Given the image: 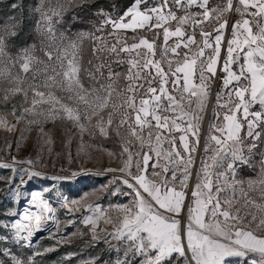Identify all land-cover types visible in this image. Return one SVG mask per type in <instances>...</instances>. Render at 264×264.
Here are the masks:
<instances>
[{
    "label": "snow or ice",
    "instance_id": "6c2138e0",
    "mask_svg": "<svg viewBox=\"0 0 264 264\" xmlns=\"http://www.w3.org/2000/svg\"><path fill=\"white\" fill-rule=\"evenodd\" d=\"M68 2L48 0L45 8L42 0L36 9L47 40L44 58L35 55L34 47L11 55L6 39L15 33L6 30L0 35V60L18 65L16 75L5 77L0 71V78L13 85L3 89L0 102L7 104L21 95L29 105H12L10 112L0 115V127L12 133L21 121L40 126L39 117L46 109L49 115L71 121L81 134L119 138L123 166L118 171L131 190L123 193L130 200L110 206L115 218L99 204H87L90 214L82 218L92 241L99 242L104 235L105 242L107 238L118 242L116 264H240L241 259L243 264H264V202L248 198L235 180V162L247 163L245 147L251 155L256 141L264 142V0H236L235 4L224 0L217 7H210L209 0H133L119 16L103 18L97 31L109 28L112 42L94 37L92 54L102 62L92 66L89 61L87 69L80 55L85 34L57 35L59 20L54 18L62 17ZM232 16L238 18L231 22ZM104 53L108 62L103 61ZM112 62L127 66L122 87L117 84L121 74L113 71ZM82 73L92 82L88 88ZM98 77L105 82L98 83ZM217 81L221 87L215 93L212 122L204 129V114ZM257 104L260 110H253ZM245 125L251 138L248 145L241 135ZM6 147L11 150L12 144ZM16 147L19 150V143ZM229 158L232 162L225 169ZM10 159L0 168L14 172L9 191L15 188L19 203L17 180L23 185L25 176L31 180L44 173L35 168L37 161H18L15 155ZM18 163L30 168L17 169ZM239 198L243 207L255 211L241 215L240 208L233 206ZM61 199L70 212L80 205L77 200ZM260 199L264 201V193ZM55 211L42 192L30 193L22 211L10 212L14 219L0 222V232H8L0 235V242L11 239L31 248L44 221H55L59 232ZM101 220L114 230L98 232ZM57 242L69 238L61 235ZM0 254L9 256L11 264H34L33 257L41 253L23 258L4 248Z\"/></svg>",
    "mask_w": 264,
    "mask_h": 264
},
{
    "label": "rangeland",
    "instance_id": "374dc122",
    "mask_svg": "<svg viewBox=\"0 0 264 264\" xmlns=\"http://www.w3.org/2000/svg\"><path fill=\"white\" fill-rule=\"evenodd\" d=\"M10 1L12 5L15 4L20 7L18 5L20 0ZM88 1L90 0H70V2L67 3V7L73 4L86 5ZM114 1L115 0H112V2ZM41 2L42 0H35L31 4V16L35 24L36 35H38L36 42L37 47L29 45L26 49L34 47L35 55L44 58L42 49L46 47L47 40L43 36L40 13L36 11V9L41 6ZM156 2H158V0H150V3ZM235 2L236 0H233L234 4ZM223 4L224 0H209L210 7L223 6ZM44 7H48V0H44ZM112 8L113 9L110 11L106 9L94 10L92 24L73 35L67 34L64 31L62 17L54 18L59 20V23L55 26L58 30L57 35L63 33L66 37L75 38L81 33L85 34L80 53L83 68H85L83 59L85 56H88V47L93 48L96 43L94 37L101 36L108 40L109 44L112 42V37L109 35V28L97 31L103 18L105 16L117 17L127 9L119 10L117 6ZM236 18L238 17L232 16L231 22H234ZM8 26L9 24H7V27ZM7 27H0V35L4 33ZM253 29L255 31V25H253ZM208 30L211 29L209 28ZM131 35V33H128L129 42H131ZM147 35L151 38L152 34L147 33ZM226 38H230V36ZM158 43H160V41H158ZM22 51L23 50H21V52ZM17 54L18 53H15L13 56ZM159 55L160 53L158 50L157 58H159ZM108 60L107 53H104L103 61L108 62ZM90 61H92V66L102 62L93 57V54ZM89 67L90 65L88 64L85 69ZM111 67L114 72L121 74L117 84L122 87L125 84L124 77L127 74V66L117 65L112 62ZM0 71L5 73V77L8 73L16 75L18 72V65L13 66L7 59L0 60ZM102 71L104 76H107L108 69L104 68ZM81 78L85 88L92 85L88 76L86 80L82 73ZM0 81L9 85V88L13 86L8 83L6 78H0ZM3 82H0V87L3 85L1 84ZM103 82L105 81L98 77V83ZM220 87L221 84L217 81L213 87V98L210 111L208 113V107L204 114V120L202 122V127L204 129H207L212 122V109L215 108V93ZM57 94L66 96V93L62 92H58ZM29 95H31V93ZM15 97L13 98L16 101L10 104L9 112L14 104L18 107L29 106L24 103L21 95H16ZM253 110H260V106L258 104L255 105ZM7 113L8 112L0 111V115H6ZM7 119L12 121L13 117L7 115ZM39 119L42 121L40 126H28L25 122L21 121L17 124L16 131L12 133L0 127V163H11L10 157L12 155H15L18 161H27L31 159L37 161L35 168L41 170L44 173V177H46H36L28 180L27 176H25L26 183L23 185H19L17 180V185L21 193L20 201L17 203L14 198L15 188L9 191V188L12 187L10 183L11 179L15 174L11 168H0V222H8L14 219L10 216V212L12 210L22 211L23 208L27 206L30 193L42 192L44 198L50 201L52 207L56 209L55 216L60 222L59 232L57 231L55 221H44L42 230L33 238L34 242L31 248L20 247L9 239L0 242V250L9 248L15 255L28 257L32 256L37 251L44 253L48 252L45 251V249L51 248L59 252L63 250L64 247L69 246L72 248L61 255V258L66 264H116L117 259L120 258V254L115 250V247L118 246V242L111 238H107V242H105L104 235L101 236L99 242L92 241L91 233L88 227L82 223V218L84 215L89 214L87 212V204H99L103 209L109 210L110 206L127 203L130 200V197L123 195V193L130 192L131 190L122 183L124 174L118 171V169L123 166V158L120 156L121 143L119 138L114 134H110L109 137H116L118 143L117 146L114 145L110 147L109 145H105L106 143L104 144L106 138L100 136L98 132L94 135H89L88 131L81 134L79 128L74 126L71 121L62 118L59 114L54 113L49 115L46 109L45 115L39 117ZM41 127L43 128L42 133L40 131ZM246 127L245 125V131L242 132L241 135L245 137V145H248L251 142V138L246 136ZM256 131H261V129L258 128ZM21 135H23V139H21ZM101 138L104 142H101ZM262 140H264V131H262ZM7 143L12 144L11 150L6 147ZM17 143H19L20 146L19 150H17L16 147ZM256 145L251 155H249L247 147H245L244 155L247 158V163H241L240 161L235 162V180L239 181L243 186L248 198L260 203L264 202L260 199L261 194L264 193V183H262V181H264V163H262V161H264V142L258 140L256 141ZM109 152L115 153V155L109 156ZM69 156H71V163L69 162ZM231 162V158L225 162V169L227 163ZM16 168H30V166L26 163H18ZM109 168L117 169V171H108L107 169ZM73 173H75V175H73ZM54 175L62 177V179L53 180L52 177ZM229 177L231 180L230 174ZM44 189H49V191L45 192L43 191ZM237 196L239 197V191H237ZM61 197L66 198L69 202L72 200L80 201V205L74 206L77 210L70 212L67 207L62 206L63 201ZM233 206L240 208L241 215L255 211L254 208L243 207V198H239L235 201ZM107 215L115 218L116 212L114 210H109ZM69 220L73 221L71 225L68 224ZM104 228H106L108 232L114 230L113 225L105 224L103 220H101L97 231L99 232L100 229ZM7 234V230L0 232V235ZM61 235L69 238V242L58 243L57 241ZM46 244L47 246H45ZM250 255L254 256L255 254ZM2 256L10 259L9 256ZM240 264H243L242 259L240 260Z\"/></svg>",
    "mask_w": 264,
    "mask_h": 264
},
{
    "label": "trees",
    "instance_id": "16d2710c",
    "mask_svg": "<svg viewBox=\"0 0 264 264\" xmlns=\"http://www.w3.org/2000/svg\"><path fill=\"white\" fill-rule=\"evenodd\" d=\"M34 1L35 0H20L19 4L17 3L20 7L16 6L13 8L10 0H0V27H7V24H9V26L5 28V31L11 30L15 33L14 35L8 36L6 39L7 50L11 55L21 52V50L26 49L29 45L37 47L36 42L38 35H36L35 24L31 16V4ZM132 3L133 0H115L114 2H112V0H90L86 5L73 4L72 6L67 7L62 15L63 29L67 34L73 35L92 24L94 10L106 9L107 11H110L113 9L112 7L116 6L119 10H124L131 6ZM3 34L4 33H2V35ZM91 57L92 48L88 47V56H85L83 59L85 68L88 66ZM83 77H87L85 73H83ZM1 84L3 85L0 87V96L3 95V89L9 88V85H6L4 82ZM15 101L16 100L11 97L7 104L0 102V111L9 112L10 104ZM100 140L101 142H104L102 138ZM104 144L109 145L110 147L118 145L116 137L106 138ZM45 246H47V244ZM70 248L72 247H64V249L59 252H57V250L44 253L40 252V255L33 257L34 264H66L61 258V255L65 254ZM21 257L26 258L27 256ZM0 264H11V260L0 254Z\"/></svg>",
    "mask_w": 264,
    "mask_h": 264
},
{
    "label": "water",
    "instance_id": "95a60500",
    "mask_svg": "<svg viewBox=\"0 0 264 264\" xmlns=\"http://www.w3.org/2000/svg\"><path fill=\"white\" fill-rule=\"evenodd\" d=\"M212 98H213V95H212V97H211V101H212ZM211 101H210V104H209V110H208V113H209V111H210ZM207 116H208V114H207Z\"/></svg>",
    "mask_w": 264,
    "mask_h": 264
},
{
    "label": "bare ground",
    "instance_id": "6f19581e",
    "mask_svg": "<svg viewBox=\"0 0 264 264\" xmlns=\"http://www.w3.org/2000/svg\"><path fill=\"white\" fill-rule=\"evenodd\" d=\"M95 205V204H94ZM90 214V213H89ZM181 215H183V213H181Z\"/></svg>",
    "mask_w": 264,
    "mask_h": 264
},
{
    "label": "built area",
    "instance_id": "2783aa9c",
    "mask_svg": "<svg viewBox=\"0 0 264 264\" xmlns=\"http://www.w3.org/2000/svg\"><path fill=\"white\" fill-rule=\"evenodd\" d=\"M218 83H219V81H218Z\"/></svg>",
    "mask_w": 264,
    "mask_h": 264
}]
</instances>
